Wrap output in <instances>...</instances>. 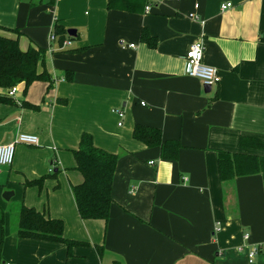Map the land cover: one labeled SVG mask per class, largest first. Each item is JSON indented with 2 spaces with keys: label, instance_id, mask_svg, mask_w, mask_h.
<instances>
[{
  "label": "crops",
  "instance_id": "crops-1",
  "mask_svg": "<svg viewBox=\"0 0 264 264\" xmlns=\"http://www.w3.org/2000/svg\"><path fill=\"white\" fill-rule=\"evenodd\" d=\"M147 5L136 13L107 0H0V35L16 29L22 50L44 48L50 76L18 83L11 96L0 88L11 99L0 103V144L38 137L37 145L17 143L0 172V264H264L263 178L222 182L217 170L219 152L264 156V147L238 145L240 136L264 141V0ZM55 23L76 31L62 48L49 40ZM196 41L220 76L209 92L184 72ZM136 123L178 140L177 157L162 159L158 147L134 139ZM85 133L118 156L106 222L80 218L71 191L82 181L72 151ZM43 176L41 188L28 183ZM4 191L13 192L5 202ZM17 204L61 219L63 237L84 245L69 256L64 243L18 237Z\"/></svg>",
  "mask_w": 264,
  "mask_h": 264
},
{
  "label": "trees",
  "instance_id": "trees-1",
  "mask_svg": "<svg viewBox=\"0 0 264 264\" xmlns=\"http://www.w3.org/2000/svg\"><path fill=\"white\" fill-rule=\"evenodd\" d=\"M55 1L49 0V4L53 5ZM145 5L147 0H107L109 8L136 13L142 12ZM3 29L15 33L16 36L11 38L0 35V88L8 90L21 82L27 86L35 80L49 82L50 76L45 69L46 50L42 47H28L22 50L18 41L20 31L5 27ZM54 33L59 45L66 38H72L67 34V29L59 23L54 24ZM141 38L153 45L145 31L141 32ZM66 74V79L70 80V75ZM10 101L8 96L0 94V103ZM132 136L147 147H158L160 157L166 160H174L181 147L176 139H163L161 130L153 126L136 123ZM238 145L262 149L264 141L252 136H240ZM72 154L75 160L74 168L82 175V181L71 186L78 214L85 220L101 219L106 222L114 202L111 191L118 156L95 146L91 135L86 133L81 136L79 147L73 150ZM217 170L222 182L253 174L261 175L264 181V156L219 152ZM55 175L56 173H52L48 176ZM45 177L28 183L41 188ZM3 221L4 211L0 206V223ZM12 222L18 237L64 243L69 256L74 246L84 245L83 242L63 237L64 224L61 219L50 218L44 212L24 204L15 207Z\"/></svg>",
  "mask_w": 264,
  "mask_h": 264
},
{
  "label": "built area",
  "instance_id": "built-area-1",
  "mask_svg": "<svg viewBox=\"0 0 264 264\" xmlns=\"http://www.w3.org/2000/svg\"><path fill=\"white\" fill-rule=\"evenodd\" d=\"M197 6V5H196ZM228 7H231L230 2H226L221 5V9L224 10ZM149 5H145L144 10L148 11ZM189 17L196 18L194 14H189ZM50 41H56L57 36L54 33V26L52 27L49 34ZM69 43V39L63 40L60 47H64ZM130 46H133L132 44ZM204 50V44L201 41L193 42L185 54L184 60V72L187 76L195 77L201 81L203 86H214L220 82V76L216 70V68L206 65L202 62V55ZM16 87H12L7 90V95L11 96L15 92ZM143 104V102H141ZM118 115L122 117L123 113L121 111H117ZM121 122H119L120 125ZM17 143H24L29 145H37L38 137L34 134L29 133H19L14 140L9 141L8 143L0 144V172L3 167L9 166L13 162L15 145ZM153 164L152 161L149 162ZM186 179L185 177L183 178ZM248 235L244 236V239H247ZM240 247L239 249H241ZM257 251V247H251L248 251V258L251 261ZM10 264V263H6Z\"/></svg>",
  "mask_w": 264,
  "mask_h": 264
},
{
  "label": "water",
  "instance_id": "water-1",
  "mask_svg": "<svg viewBox=\"0 0 264 264\" xmlns=\"http://www.w3.org/2000/svg\"><path fill=\"white\" fill-rule=\"evenodd\" d=\"M67 34L69 36H72L73 37V36L76 35V31L73 28H69V29H67ZM210 90H211V86H208V85L204 86V91L205 92H209ZM8 142H9V139L6 142H4V143H8ZM12 195H13V192L12 191H4L3 194H2V197L5 200H9Z\"/></svg>",
  "mask_w": 264,
  "mask_h": 264
},
{
  "label": "rangeland",
  "instance_id": "rangeland-1",
  "mask_svg": "<svg viewBox=\"0 0 264 264\" xmlns=\"http://www.w3.org/2000/svg\"><path fill=\"white\" fill-rule=\"evenodd\" d=\"M2 194H3V193H1V200H2L3 202H5V201H4L5 199L2 197ZM17 205H19V204H17ZM17 205H15V206L12 205V206H11V209H10L11 216L14 215V210H15V207H16Z\"/></svg>",
  "mask_w": 264,
  "mask_h": 264
}]
</instances>
